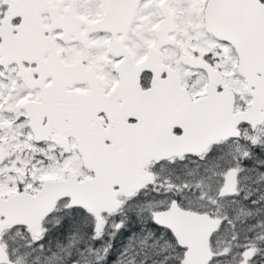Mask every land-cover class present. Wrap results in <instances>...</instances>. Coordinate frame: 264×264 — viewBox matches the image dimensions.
Returning <instances> with one entry per match:
<instances>
[{
    "label": "snow or ice",
    "instance_id": "obj_1",
    "mask_svg": "<svg viewBox=\"0 0 264 264\" xmlns=\"http://www.w3.org/2000/svg\"><path fill=\"white\" fill-rule=\"evenodd\" d=\"M0 264H264V0H0Z\"/></svg>",
    "mask_w": 264,
    "mask_h": 264
}]
</instances>
